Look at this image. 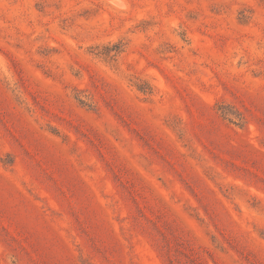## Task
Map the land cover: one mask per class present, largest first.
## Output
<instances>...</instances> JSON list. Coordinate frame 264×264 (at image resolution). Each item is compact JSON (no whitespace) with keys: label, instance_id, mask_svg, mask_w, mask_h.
Instances as JSON below:
<instances>
[{"label":"rangeland","instance_id":"374dc122","mask_svg":"<svg viewBox=\"0 0 264 264\" xmlns=\"http://www.w3.org/2000/svg\"><path fill=\"white\" fill-rule=\"evenodd\" d=\"M0 264H264V0H0Z\"/></svg>","mask_w":264,"mask_h":264}]
</instances>
